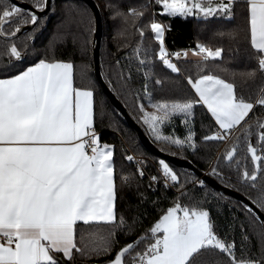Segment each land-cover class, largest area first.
Returning a JSON list of instances; mask_svg holds the SVG:
<instances>
[{
    "label": "snow or ice",
    "instance_id": "1",
    "mask_svg": "<svg viewBox=\"0 0 264 264\" xmlns=\"http://www.w3.org/2000/svg\"><path fill=\"white\" fill-rule=\"evenodd\" d=\"M161 6L160 15L170 19L196 18L209 23L213 20L231 22L239 10L245 18L248 39L254 54L249 56L254 66L242 70L217 65L219 71L208 70L210 61L222 59L226 49L197 42L195 47L171 52L165 44V34L171 25L149 13L152 0L123 10L111 0L106 7L112 19H119L121 27L116 36L126 37L135 28L139 40L134 46L117 44V51L128 49L109 65V73L121 88L137 100L140 121L156 142L185 148L195 152L199 145L195 131V108L202 106L217 127L200 138L203 144L232 139V145L217 156L211 165V175L222 181L221 162L238 173V181L248 185L255 195L251 202L236 204L262 230L246 231L240 223V239L235 238L238 218L219 224L207 206L209 197L217 201L228 200L223 193L205 191L197 196L188 185L205 187V181L194 173H185L183 179L163 158L157 161L161 175H150L147 187L155 190L162 181L164 189L172 188L177 195L171 206L144 234L132 242L119 245V235H132L142 224L146 213L139 209L147 199L140 191L139 180L145 176V160L126 156L137 165L135 172H117L113 159L115 146L101 141L97 122L108 115L102 100L96 96L95 82L91 79V65L87 62L89 48L93 46L94 15L82 4L65 5V18L42 50L29 46L34 37L46 26L51 8L49 0H31L29 8L14 0H0V264H74L83 259H103V264H264V219L253 206L264 212V117L248 123L249 114L259 106L264 109V0H154ZM43 14V15H41ZM149 15L147 23L137 22ZM84 25L85 33L79 36L72 26ZM25 32L22 47L16 43L17 35ZM150 30L158 51L145 46L146 31ZM239 27L217 29L214 35L235 40ZM71 37L76 52L62 58L60 44L66 45ZM116 37H114L115 39ZM239 51V49H237ZM75 54L81 57L79 71ZM35 59L25 64L29 57ZM195 57L197 74L186 77L196 98L153 99L152 82L163 87L168 78L156 76L158 60L172 73L181 69L171 57ZM133 72L141 76L140 88L132 85ZM206 72V74H205ZM220 73H223L220 74ZM257 95L246 96L244 86L254 84L257 78ZM239 78L240 83H237ZM86 83H83L85 82ZM112 85V80H108ZM147 98L152 111L140 102ZM182 116L186 135L164 134L162 128L174 117ZM255 129L257 142L251 137ZM243 145L245 156H238ZM163 151V149H161ZM176 155V153H171ZM250 156L252 169L245 161ZM119 179V184L117 183ZM131 191L138 199L132 205L125 193ZM187 198L189 203H183ZM159 198L153 203H158ZM127 204L125 209L120 205ZM131 213V215L129 214ZM226 229V230H225ZM223 231V235L221 232ZM252 231V235H249ZM252 236L259 244L260 253H251ZM107 257V258H105Z\"/></svg>",
    "mask_w": 264,
    "mask_h": 264
},
{
    "label": "trees",
    "instance_id": "2",
    "mask_svg": "<svg viewBox=\"0 0 264 264\" xmlns=\"http://www.w3.org/2000/svg\"><path fill=\"white\" fill-rule=\"evenodd\" d=\"M21 1L31 4V0ZM94 2L99 8L102 19V38L99 53L100 68L103 79L105 80L108 87L126 108L130 117L141 127L143 132L149 137V139L155 144V146H157L160 150L163 149V151L168 154L176 153L175 156L191 161L200 171L210 174L211 165L215 163L217 156L221 153L226 152V150H228L232 145L235 137L241 134L240 128H237L236 132L232 135V139H229L226 142L220 141L203 144L200 138L204 135H209L212 131H216L217 127L214 123V120L210 118V114L207 113L206 109L202 106H197L195 108V131L197 133L196 139L199 147L195 152H193L191 149L185 148L184 150H180L175 146H171L163 142H156L148 133L145 125H143V123L139 119L141 113L137 108V100L134 97L130 96L126 92V90L122 89L120 84L117 83L109 73V65L114 61V59H119L124 55L125 51H128V49L123 48L120 51H117V44L127 43L134 46L139 40L136 29L130 28L129 32L126 34V37L116 36L117 30L122 25L119 19L114 20L111 18V13L106 7L109 0H94ZM111 2L119 4V6L126 11L127 8L138 6L142 3H145L146 0H111ZM68 3L82 4L93 13L90 6L83 0H52L51 6H54L56 11L55 13H52L50 9L49 13L47 14L49 18L46 21V26L42 28L40 32H38L34 37V44H31L29 46V52H31L32 47H35L38 51L44 48L57 27L60 25V22L65 18V5ZM148 12L157 13L156 18L158 20L167 22L171 25L170 30L165 34V44L169 51L175 52L178 50L192 49L199 41L206 43L212 47L223 46L226 49L222 59L210 61L208 63V70H214L218 72L219 69L217 68V65H219L220 67L237 70H242L246 67L254 66L255 62L248 59L249 56L254 54V50L250 47L247 25L244 15L239 10L237 11L235 19L231 22H226L224 20H213L209 23L191 17H176L170 19L167 15H160L159 13L162 12V8L161 6L156 5L154 3V0H152V4L148 9ZM148 20L149 15L146 14L143 20L137 22V27L141 26L144 23H147ZM237 26L240 29V34L235 40L220 38L214 35L217 29H227ZM93 27L95 28V16L93 20ZM31 30V27L25 29L17 36L16 43L18 44V46L22 47V41L25 32H30ZM72 31L79 36L80 34L85 33V26L74 24L72 26ZM114 37L116 38L114 39ZM93 39L94 33L92 35V41ZM144 44L145 46L151 45L155 51H158V42L154 41L153 35L150 33V30L146 31ZM2 45L3 42L0 41V51H3ZM237 49H239V51H237ZM57 51L58 53L64 54L62 58H68L69 53L76 52V49L73 48L71 37H69L66 45H58ZM72 58L76 62L78 72L81 63V57L79 54H75ZM34 59V57L30 56L29 60L25 61V64ZM195 60L196 59L192 58H181L179 60H176L178 67L181 69V73L179 75L172 73L171 70L167 69L166 66H164L157 60L155 63L156 76L161 79L167 77L169 81H175V83L165 82L163 87L161 88L160 86H155L153 81L152 87L150 88V90L153 91V99L159 100L174 98H196L194 95V90L191 89L186 80L187 76L192 75L193 77H195V75L197 74ZM87 62L91 65V79L95 82L96 96L99 100H102L104 102L105 110L108 113V115L104 117L102 122H97L96 127L101 135V141L111 143L115 146L113 159L115 161L117 172L119 173L122 171L124 174H127L129 172L136 171V163L134 161H127L126 156L137 155L139 156V158L145 160V165L143 168L145 176L139 180V183L140 191L144 193L147 199L143 202L139 211L146 213V218L142 219V224L136 227L134 234L128 236H124L121 234L118 236V248L120 245L132 242L133 240H136L141 235H143L145 230L150 228L154 224L155 220L159 218V216L162 214V210L171 206L172 199L176 197L177 193L172 188L164 189L163 184L161 183L155 187V190H151L147 187L150 175H160L158 171L159 165L157 161L161 159V157H158L157 155L149 151L142 144L136 131L131 126H129L124 116L111 104L108 96L104 93L94 74L93 46L89 48ZM3 63H6V58L0 56V64ZM220 74L223 75V73ZM108 80H112L111 86L109 85ZM83 83H86V81ZM131 83L135 88H140L143 83V79L141 76H138L135 72H133V80ZM237 83H240L239 78H237ZM260 83L261 78L258 77L254 84L244 86L242 89L244 91V94L246 96L250 95L253 99H255L257 95V86ZM140 102L144 103L145 108L148 111L153 110L149 105L147 98L141 97ZM249 117L250 119H248V123H254L256 117H264V109L257 106L254 109V112L249 114ZM182 120V116L174 117L170 124H166L163 126L162 130L164 134H172L173 131H175L176 135L183 138L186 135V128L182 123ZM251 142L254 145L257 142L255 129L253 132V136L251 137ZM245 155L246 153L243 149V145H241L238 149V156L243 157ZM165 161L168 162L170 166L174 168V170H177L182 179L185 173H194L190 169L178 167L167 160ZM245 163L247 164L249 170H251L253 166L250 156H248ZM218 170L223 172L225 177L231 178V184H234L235 188L229 186L228 180L222 181L219 177L210 174L211 176L215 177L221 184L231 187L232 189L240 192L246 197H248L249 195H255L254 191L251 190L248 185L240 183L238 181V173L235 170L229 169L223 161L221 162ZM195 177L197 176L195 175ZM119 182V179H117L118 184ZM188 187L190 190L194 191L197 196L205 191L223 193L214 189L206 183L204 188H201L199 186L193 188L191 184H189ZM223 195L225 197H228L229 199L225 201H217L215 199H212V197L210 196V203L207 206L210 208L213 218L221 225H225L226 223L230 222L233 215L238 218L237 226L235 228V238L237 241H239L240 239L241 228L239 225L241 222L243 223V227L246 231H248L249 229H251L252 231L262 230L261 225H259V223L253 224L251 219L245 212H243L242 210H238L236 204H233L232 207H229L230 203H232L233 201L240 202L239 200L225 193H223ZM125 196L128 203H131L132 205L138 204V199L133 194V192L126 191ZM157 198H159V202L154 204L153 201H156ZM182 202L189 203L187 198H182ZM120 207L123 210L127 207V204H122L120 205ZM129 214L131 215V213ZM252 231H249L250 236L252 235ZM221 234L223 235V231L221 232ZM251 253L255 255H259L260 253L259 244L255 236H252ZM103 259L104 258H101L100 260H97L95 258L83 259L78 256L74 261V264H103Z\"/></svg>",
    "mask_w": 264,
    "mask_h": 264
},
{
    "label": "water",
    "instance_id": "3",
    "mask_svg": "<svg viewBox=\"0 0 264 264\" xmlns=\"http://www.w3.org/2000/svg\"><path fill=\"white\" fill-rule=\"evenodd\" d=\"M86 2L90 8L92 9L94 16H95V32H94V39H93V60H94V74L102 87L104 93L108 96L111 104L120 111V113L124 116L126 119L127 123L129 126H131L137 133L140 141L142 144L152 153L157 155L158 157H161L174 165L178 167H184L187 169L192 170L195 175L201 179L204 180L206 184L210 185L214 189L223 192L225 194H228L234 198H236L239 201H243L245 204H250L251 202L247 199V197L240 192L232 189L231 187L225 186L221 184L215 177L211 176L207 172L200 171L191 161L177 157L175 155L168 154L164 151H161L155 144L149 139V137L143 132L141 127L130 117L128 114L126 108L123 106V104L120 102V100L115 96V94L111 91V89L108 87L106 84L105 80L103 79L102 73H101V68H100V46H101V38H102V19H101V14L99 11V8L95 4L94 0H83ZM19 6L23 8H29L31 4L21 1V0H14ZM50 5L52 4V0H49ZM51 8L46 10V14L49 13ZM43 15V14H41ZM31 26L25 27L22 32L25 29L30 28ZM21 32V33H22ZM20 34V33H19ZM18 34V35H19ZM17 35V36H18ZM254 212L257 213V215L261 218L264 219V213L255 208L253 206Z\"/></svg>",
    "mask_w": 264,
    "mask_h": 264
},
{
    "label": "built area",
    "instance_id": "4",
    "mask_svg": "<svg viewBox=\"0 0 264 264\" xmlns=\"http://www.w3.org/2000/svg\"><path fill=\"white\" fill-rule=\"evenodd\" d=\"M216 130H217V129H216ZM236 130H237V129H236ZM236 130L233 132V134L236 132ZM97 131H98V130H97ZM98 132H99V131H98ZM233 134H232V135H233ZM228 140H229V139H228ZM226 141H227V140H225V142H226ZM135 157H136L137 160H140V159H141V158H139V157H137V156H135ZM136 166H137V165H136ZM158 169H159V166H158ZM159 173H160V172H159ZM160 175H161V173H160ZM161 184H163L162 181H161Z\"/></svg>",
    "mask_w": 264,
    "mask_h": 264
},
{
    "label": "crops",
    "instance_id": "5",
    "mask_svg": "<svg viewBox=\"0 0 264 264\" xmlns=\"http://www.w3.org/2000/svg\"><path fill=\"white\" fill-rule=\"evenodd\" d=\"M172 58H175V57H172ZM172 58H171V59H172ZM181 58H183V57H181ZM181 58H180V59H181ZM188 58H190V59H191V58H192V59H196L195 57H191V56L188 57ZM185 59H186V58H185ZM172 60H174V59H172ZM174 63H175V62H174Z\"/></svg>",
    "mask_w": 264,
    "mask_h": 264
},
{
    "label": "rangeland",
    "instance_id": "6",
    "mask_svg": "<svg viewBox=\"0 0 264 264\" xmlns=\"http://www.w3.org/2000/svg\"><path fill=\"white\" fill-rule=\"evenodd\" d=\"M171 58H172V57H171ZM172 59H174L173 62L176 63V60H177V59H176V58H172ZM135 156H137V155H135ZM137 157H139V156H137ZM196 178H198V177H196ZM198 179H199V178H198Z\"/></svg>",
    "mask_w": 264,
    "mask_h": 264
}]
</instances>
